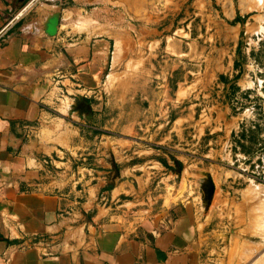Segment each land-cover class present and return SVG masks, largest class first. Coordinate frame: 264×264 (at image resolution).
<instances>
[{
	"label": "crops",
	"instance_id": "obj_1",
	"mask_svg": "<svg viewBox=\"0 0 264 264\" xmlns=\"http://www.w3.org/2000/svg\"><path fill=\"white\" fill-rule=\"evenodd\" d=\"M28 1L0 0V29ZM110 1L39 0L0 37V264H202L221 230L232 194L217 188L220 166L206 167L215 186L202 208L172 137L179 116L181 130L200 131L197 105L175 109L179 81L156 68L127 75L129 54L115 77L110 52L130 36L131 0L118 13ZM212 146L225 153L226 133Z\"/></svg>",
	"mask_w": 264,
	"mask_h": 264
},
{
	"label": "rangeland",
	"instance_id": "obj_2",
	"mask_svg": "<svg viewBox=\"0 0 264 264\" xmlns=\"http://www.w3.org/2000/svg\"><path fill=\"white\" fill-rule=\"evenodd\" d=\"M124 6L126 11L127 4L111 0L109 11ZM130 10V36L116 37L110 52L115 77L124 75L129 54L127 75L156 68L160 81H179L174 108L186 100L196 103L191 123L200 131L181 130L186 122L179 116L172 137L199 179L196 198L203 208L207 190L215 186L206 171L213 161L222 170L213 173L225 179L216 181L217 188L232 194L216 239L204 241L202 264H264V0H131ZM139 45L148 48L137 51ZM223 132L225 153L212 146ZM160 134L166 141V133Z\"/></svg>",
	"mask_w": 264,
	"mask_h": 264
},
{
	"label": "water",
	"instance_id": "obj_3",
	"mask_svg": "<svg viewBox=\"0 0 264 264\" xmlns=\"http://www.w3.org/2000/svg\"><path fill=\"white\" fill-rule=\"evenodd\" d=\"M39 0H29L1 29H0V37L36 2ZM60 20V11L55 10L51 12L45 19L43 29L47 36L53 37L57 33L58 25ZM213 193V186H211L207 190V195L205 197V201L209 204L211 196ZM156 256L159 260L165 259V254L160 252L159 250L156 251Z\"/></svg>",
	"mask_w": 264,
	"mask_h": 264
},
{
	"label": "bare ground",
	"instance_id": "obj_4",
	"mask_svg": "<svg viewBox=\"0 0 264 264\" xmlns=\"http://www.w3.org/2000/svg\"><path fill=\"white\" fill-rule=\"evenodd\" d=\"M58 30V29H57ZM57 34V33H56Z\"/></svg>",
	"mask_w": 264,
	"mask_h": 264
}]
</instances>
